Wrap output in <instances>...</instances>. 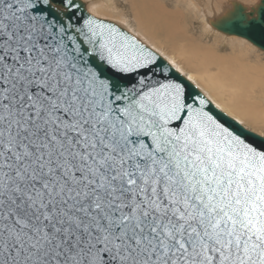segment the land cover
I'll use <instances>...</instances> for the list:
<instances>
[{"label":"snow or ice","instance_id":"6c2138e0","mask_svg":"<svg viewBox=\"0 0 264 264\" xmlns=\"http://www.w3.org/2000/svg\"><path fill=\"white\" fill-rule=\"evenodd\" d=\"M82 0H0V264H264V150Z\"/></svg>","mask_w":264,"mask_h":264},{"label":"bare ground","instance_id":"6f19581e","mask_svg":"<svg viewBox=\"0 0 264 264\" xmlns=\"http://www.w3.org/2000/svg\"><path fill=\"white\" fill-rule=\"evenodd\" d=\"M129 1L134 3L135 0ZM87 3L100 13L116 14L118 11L124 17L116 5L117 0H87ZM173 4L174 7L168 9L161 0H149V3L146 0V6L141 7L142 13L136 3L132 4L133 20L140 35L161 50L168 48L172 63L186 70L187 79L196 84L220 110L239 122L264 131V68L249 67L234 57L209 52L193 42L190 32L183 31L185 25L192 26L187 23L189 19L197 22L198 29L205 34L217 36L224 42V38H231L210 27L216 14L213 8L204 6L205 3L202 5L198 0H173ZM230 42L233 48L236 40L231 38Z\"/></svg>","mask_w":264,"mask_h":264},{"label":"rangeland","instance_id":"374dc122","mask_svg":"<svg viewBox=\"0 0 264 264\" xmlns=\"http://www.w3.org/2000/svg\"><path fill=\"white\" fill-rule=\"evenodd\" d=\"M151 1L156 2L157 0H150V2ZM161 1L164 4H166L168 9H172L174 7L173 0H161ZM232 1H237L239 3H243L244 5L251 7V6L256 5L259 0H229L228 3L226 2V0H198V2L201 3L202 5H204V3H205L204 6L213 8V11L216 13L214 15L213 20H215V18H217L218 14L221 15L225 10H227V8H229L230 2H232ZM84 2L86 4L87 0H84ZM147 2L149 3V0H147ZM134 3H136L138 8H140L139 11H140V13H142L143 9L141 7L144 8V6H146V0H144L142 3L136 2V0H135ZM134 3L133 2L131 3L129 0H117L116 5L117 4L119 5L120 10L124 14V17L122 15H120L118 13V11L116 14L100 13L94 7L88 6V3L86 4V9H87V12L91 16L98 18V19L110 21V22L120 26L121 28L125 29L127 32L132 34L138 41H140L142 44H144L145 46L150 48L152 51L157 53L161 58H163V60H165L181 76H183L187 79L188 78V75H187L188 72L179 66H178L179 67L178 68L174 63H172V60H171L172 56H171V54L169 55V52L167 51L168 48H166V49L162 48V50H163L162 51L158 46H156L155 44H152V42L150 43L147 39H145L142 35H140L141 32L137 30V26H136L137 24L133 20V16L135 14L134 9H133V11H131V8H133L132 4H134ZM134 7L137 8L136 6H134ZM187 23L192 25V26L185 25L183 23L186 26V28H183V31L190 32L189 34L191 35L193 42L200 44L202 47L206 48L209 52H214V53L219 54L221 56L234 57L237 60L239 59V61L242 64L248 65L249 67H260L262 69L264 68V53L260 52L259 50H257L253 46H251L245 40L240 39V38H236V37H231V38L236 40V44L233 46V48H231V42H230L231 38H224V39H226V41L224 42V41L220 40L219 38H217V36H212L210 34H205V33L201 32L200 29H198L199 24H197V22L195 23L192 20L187 19ZM160 35H161V33H160ZM159 39H161V38H159ZM164 54H166V55L164 56ZM189 82L192 85H194L195 87L197 86L193 82H191V81H189ZM196 88L199 91L201 90L198 88V86ZM200 92L203 93L202 91H200ZM203 95H204V93H203ZM204 96L213 104V102L209 99V97L207 95H204ZM214 107L217 108L222 113H224L225 115H227L228 117H230L224 111L220 110L217 106L214 105ZM230 118L233 119L234 121H236L240 126L245 128L246 130H249L252 133L257 134L261 137H264V131L257 130L256 128H252L250 125L246 124L245 122H242V121L239 122L235 118H232V117H230Z\"/></svg>","mask_w":264,"mask_h":264},{"label":"water","instance_id":"95a60500","mask_svg":"<svg viewBox=\"0 0 264 264\" xmlns=\"http://www.w3.org/2000/svg\"><path fill=\"white\" fill-rule=\"evenodd\" d=\"M83 4L86 5L85 2H83ZM84 13H86V15L88 16H91L87 12L86 7L84 8ZM95 19L111 23L114 26L120 28L122 31H124L128 35L135 38L132 34L127 32L125 29L121 28L120 26L110 21H106V20H102L98 18H95ZM210 27L225 37H236V38L243 39L246 42H248L251 46L259 50L260 52L264 53V0H259L256 5L251 6V7L246 6L237 1H232L230 2L229 8H227V10H225L221 15H219L217 18H215V20H213L210 23ZM138 42L141 43L140 41ZM171 69H172L173 78L177 79L178 82L184 83L187 86L189 91H191L194 94L199 93L203 98H205L209 102L207 110L219 122L224 124V126L228 127L231 131H233L234 134L244 139L245 142L251 144L254 147H257L258 149L264 150V137H261L257 134L252 133L249 130H246L245 128L240 126L236 121H234L233 119H231L230 117H228L227 115L219 111L185 77L181 76L172 67Z\"/></svg>","mask_w":264,"mask_h":264}]
</instances>
